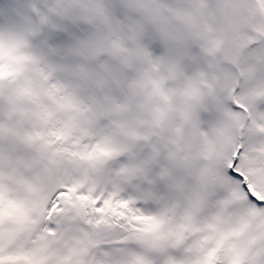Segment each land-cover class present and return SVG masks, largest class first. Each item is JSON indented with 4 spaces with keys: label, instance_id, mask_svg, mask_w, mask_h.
Returning a JSON list of instances; mask_svg holds the SVG:
<instances>
[{
    "label": "snow or ice",
    "instance_id": "6c2138e0",
    "mask_svg": "<svg viewBox=\"0 0 264 264\" xmlns=\"http://www.w3.org/2000/svg\"><path fill=\"white\" fill-rule=\"evenodd\" d=\"M0 264H264V0H0Z\"/></svg>",
    "mask_w": 264,
    "mask_h": 264
}]
</instances>
